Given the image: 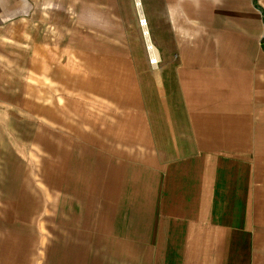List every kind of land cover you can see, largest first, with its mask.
Here are the masks:
<instances>
[{"label": "crops", "instance_id": "obj_1", "mask_svg": "<svg viewBox=\"0 0 264 264\" xmlns=\"http://www.w3.org/2000/svg\"><path fill=\"white\" fill-rule=\"evenodd\" d=\"M174 1L177 27L147 26L156 69L51 78L76 95L43 165L69 264H264V0Z\"/></svg>", "mask_w": 264, "mask_h": 264}, {"label": "rangeland", "instance_id": "obj_2", "mask_svg": "<svg viewBox=\"0 0 264 264\" xmlns=\"http://www.w3.org/2000/svg\"><path fill=\"white\" fill-rule=\"evenodd\" d=\"M141 3L145 19L136 0H0V264L70 263L61 252L58 194L43 188V165H49L47 140L55 133V97L76 95L52 92L51 78L55 73L64 85L83 87L89 79L98 85V64L105 60L122 63L118 79L124 83L130 82L128 65L156 69L160 58L150 62L144 27L156 41L161 12L174 26L185 12L174 0ZM86 67L89 79L83 78Z\"/></svg>", "mask_w": 264, "mask_h": 264}, {"label": "bare ground", "instance_id": "obj_3", "mask_svg": "<svg viewBox=\"0 0 264 264\" xmlns=\"http://www.w3.org/2000/svg\"><path fill=\"white\" fill-rule=\"evenodd\" d=\"M136 1H137L136 3H138V11L140 13V16L143 19H145L146 17L143 16L144 12H143V6H142V3H141V0H136ZM145 21L147 23V20H145ZM146 23L145 24L143 23L142 27L143 26H147ZM148 31H149L148 27H144V34H145V37L147 38V46H149V49H150L149 52L151 53L152 56H155L156 58H158V50H157L156 46H154L152 44V42L149 40V37H150L149 33L150 32H148Z\"/></svg>", "mask_w": 264, "mask_h": 264}, {"label": "built area", "instance_id": "obj_4", "mask_svg": "<svg viewBox=\"0 0 264 264\" xmlns=\"http://www.w3.org/2000/svg\"><path fill=\"white\" fill-rule=\"evenodd\" d=\"M143 23H146V21L145 20L144 21L141 20V24H143ZM149 58H150V62L152 64H156L157 61L159 60L160 56L158 58H156L155 56H152L151 53L149 52ZM148 264H151V263H148Z\"/></svg>", "mask_w": 264, "mask_h": 264}, {"label": "water", "instance_id": "obj_5", "mask_svg": "<svg viewBox=\"0 0 264 264\" xmlns=\"http://www.w3.org/2000/svg\"><path fill=\"white\" fill-rule=\"evenodd\" d=\"M137 2V1H136ZM137 5V4H136Z\"/></svg>", "mask_w": 264, "mask_h": 264}]
</instances>
